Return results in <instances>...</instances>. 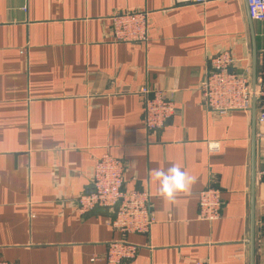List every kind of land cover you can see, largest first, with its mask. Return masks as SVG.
Instances as JSON below:
<instances>
[{
    "label": "crops",
    "instance_id": "obj_1",
    "mask_svg": "<svg viewBox=\"0 0 264 264\" xmlns=\"http://www.w3.org/2000/svg\"><path fill=\"white\" fill-rule=\"evenodd\" d=\"M125 11L149 13L145 43L111 39L107 19ZM223 49L232 70L251 78L264 23L249 20L245 0H0V261L106 264L107 244L123 237L110 214L80 215L76 199L107 154L123 162L126 189L150 195L154 222L148 235L124 237L138 247L127 264H250L253 130V264H264L261 128L239 111L209 113L199 91L208 59ZM143 86L175 105L159 131L143 127ZM173 163L193 183L170 203L150 173ZM207 187L223 201L212 223L198 218Z\"/></svg>",
    "mask_w": 264,
    "mask_h": 264
},
{
    "label": "built area",
    "instance_id": "obj_2",
    "mask_svg": "<svg viewBox=\"0 0 264 264\" xmlns=\"http://www.w3.org/2000/svg\"><path fill=\"white\" fill-rule=\"evenodd\" d=\"M213 0H174L177 5H205ZM250 21L264 23V0H245ZM110 37L117 43H145L149 36V13L120 12L107 19ZM234 59L229 49H223L207 62L199 85L202 102L215 116L239 111L250 115L252 98L255 100V121L261 130L257 134L264 146V50L256 62L255 89L251 91L250 78L232 70ZM136 94L142 106V124L148 132L159 131L176 115L173 101L161 90L141 87ZM211 152L218 145H209ZM264 180V167L257 172ZM198 218L212 223L221 217L223 201L220 190L207 187L198 193ZM80 215L93 212L111 215L108 225L121 234L122 240L109 242L103 260L106 264H127L135 259L138 247L124 240L127 235H148L154 219L150 195L146 190H128L124 187V164L104 154L93 161L89 187L76 199ZM96 259L92 258L91 262ZM0 264H9L0 261ZM180 264H208L207 261H189Z\"/></svg>",
    "mask_w": 264,
    "mask_h": 264
},
{
    "label": "clouds",
    "instance_id": "obj_3",
    "mask_svg": "<svg viewBox=\"0 0 264 264\" xmlns=\"http://www.w3.org/2000/svg\"><path fill=\"white\" fill-rule=\"evenodd\" d=\"M150 175L158 182V196L170 203H175L176 197L188 191L193 183V177L175 163L166 168L152 169Z\"/></svg>",
    "mask_w": 264,
    "mask_h": 264
},
{
    "label": "water",
    "instance_id": "obj_4",
    "mask_svg": "<svg viewBox=\"0 0 264 264\" xmlns=\"http://www.w3.org/2000/svg\"><path fill=\"white\" fill-rule=\"evenodd\" d=\"M256 57L255 53L252 56L251 62V78L250 85L251 91L255 89V71H256ZM251 119L254 122L255 119V100L252 98L251 104ZM254 154H255V142H254V132L252 130L251 139V160H250V223H249V262L253 264V241H254Z\"/></svg>",
    "mask_w": 264,
    "mask_h": 264
}]
</instances>
